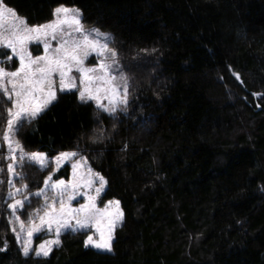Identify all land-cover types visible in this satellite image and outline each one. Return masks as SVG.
I'll return each instance as SVG.
<instances>
[{
  "label": "trees",
  "instance_id": "trees-1",
  "mask_svg": "<svg viewBox=\"0 0 264 264\" xmlns=\"http://www.w3.org/2000/svg\"><path fill=\"white\" fill-rule=\"evenodd\" d=\"M6 2L31 23L49 19L59 4L81 8L85 25L115 37L110 46L127 66L136 101L118 121L101 113L112 133L103 144L88 139L98 127L96 107L75 91L59 93L18 134L27 150L52 156L75 148L84 133L88 162L109 181L104 196L125 212L115 254L65 234L47 259H26L4 204L0 247L6 238L8 248L0 264H264V0ZM6 120L0 106V131ZM25 171L30 188L47 172ZM40 205L33 197L22 217Z\"/></svg>",
  "mask_w": 264,
  "mask_h": 264
},
{
  "label": "snow or ice",
  "instance_id": "snow-or-ice-1",
  "mask_svg": "<svg viewBox=\"0 0 264 264\" xmlns=\"http://www.w3.org/2000/svg\"><path fill=\"white\" fill-rule=\"evenodd\" d=\"M84 20L81 8L59 4L52 19L30 23L6 0H0V106L8 117L2 134L7 152L0 153V161H7L6 165L0 163V174L7 172L8 179L0 178V186L5 183L7 186L6 194L0 196L3 201L0 207L6 204L11 210L8 223L26 259H47L54 248L63 246L61 237L65 234H82L85 248L114 255L116 229L125 220L119 199L102 200L109 181L87 162L89 157L80 143L84 133L75 148L54 156L39 150L28 151L18 135L58 102L59 93L75 90L81 104L95 102L98 127L92 129L88 139L91 144H103L112 139V133L104 126L101 113L118 121L135 104L134 85L125 71L127 66L121 63L118 48L110 46L115 44V37L98 27H86ZM41 45L42 54H34L40 52ZM235 76L243 83L239 73ZM254 95L259 97L261 93ZM116 127L113 123L112 129ZM127 148L125 144L121 151ZM99 154L102 156L103 149ZM68 161H72L71 178L61 175L54 179ZM51 164L54 167L44 178L43 187L31 191L25 169L35 166L45 171ZM33 197H42L43 204L28 212L30 226H26L22 213L31 207ZM38 233L50 235L33 247ZM7 248L5 238L0 251Z\"/></svg>",
  "mask_w": 264,
  "mask_h": 264
},
{
  "label": "rangeland",
  "instance_id": "rangeland-1",
  "mask_svg": "<svg viewBox=\"0 0 264 264\" xmlns=\"http://www.w3.org/2000/svg\"><path fill=\"white\" fill-rule=\"evenodd\" d=\"M69 7H72V6H69ZM19 14V13H18ZM21 15V14H20ZM50 19H52V16L49 18V19H47V20H50ZM47 20H45V21H47ZM45 21H42V22H38V23H43V22H45ZM31 23V22H30ZM86 27H89V28H91V27H93V25H85ZM95 27H97V26H95ZM99 28V27H98ZM102 31H104V32H108V31H106V30H103V29H101ZM109 33V32H108ZM10 51V50H9ZM42 52H43V48H42V45H41V48H40V52L39 53H34V54H42ZM16 66H18V60L16 61ZM73 91H75V90H73ZM77 94V96H78V93H76ZM5 100L7 99L6 97L4 98ZM92 103L94 104V106L96 107V105H95V102L94 101H92ZM8 118V117H7ZM6 126H7V120H6V123H5V125H4V127H3V129L0 131V153H6L7 152V145H6V143H3L2 142V134H3V132L5 131V129H6ZM28 151H36V150H28ZM57 154V153H56ZM56 154H54V155H56ZM54 155H52V156H54ZM88 162V161H87ZM0 163H4L5 165H6V163H7V161L5 160V161H0ZM71 163H72V161H68V162H66L65 164H64V166L61 168V170H60V172H58V173H56L55 175H54V179H56V178H58V177H60L61 175L63 176V178H65V179H70L71 178ZM89 163V162H88ZM90 164V163H89ZM91 165V164H90ZM54 167V164H51V165H49V169L47 170V172H46V175H45V177L48 175V172L49 171H51L52 170V168ZM97 171V170H96ZM44 177V178H45ZM0 178H2V179H4L5 181H7V179H8V174H7V172H5V173H3V174H0ZM17 183L19 184V181H17ZM1 187H3L4 188V191H5V194H6V190H7V186H6V183H5V185H3V186H1ZM39 187H43V183L41 184V186H39ZM39 187H36V188H30V190L31 191H33V192H35ZM49 195H51V193H49ZM41 198V204H43V198L42 197H40ZM109 199H113V198H106L105 196H104V194H102V200L103 201H107V200H109ZM116 199V198H115ZM77 200L79 201V202H83V200H82V198L81 197H77ZM10 202V201H9ZM74 204L76 203V201H74L73 202ZM102 206V205H101ZM11 211V210H10ZM42 214V213H41ZM22 219H24L25 220V223H26V226H30V224L28 223V218H24V217H22ZM39 221H38V219H37V223H38ZM17 228L19 227V225H18V223H17ZM91 231H95L94 229H92ZM49 235L50 234H45V233H38V234H36V237L34 238V244H33V247H36V246H38V244L41 242V240H43V239H47V238H49ZM84 240H85V236H84Z\"/></svg>",
  "mask_w": 264,
  "mask_h": 264
}]
</instances>
